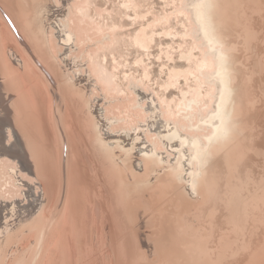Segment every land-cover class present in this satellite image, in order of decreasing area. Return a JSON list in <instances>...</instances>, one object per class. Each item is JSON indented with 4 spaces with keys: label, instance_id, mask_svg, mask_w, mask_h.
<instances>
[{
    "label": "bare ground",
    "instance_id": "obj_1",
    "mask_svg": "<svg viewBox=\"0 0 264 264\" xmlns=\"http://www.w3.org/2000/svg\"><path fill=\"white\" fill-rule=\"evenodd\" d=\"M23 1L0 0V6L37 47L48 50L65 90L79 92L76 79H83V92L87 95L101 88V83L106 85L102 90L107 89L110 81L105 80L106 69L98 62L94 51L100 52L109 44L117 43L118 36L121 37L119 31L124 27L115 23L109 28L88 23L84 13L88 1L27 0L26 4ZM123 3L126 10L135 12L136 21H143L141 29L133 34L136 46L149 49L159 26L173 36L169 29L171 22L181 16L190 24L182 39L191 43L181 54V61L188 68L168 69L169 78L162 87L166 91L172 87L181 90L183 98L179 102L166 95L142 92L141 81H130L131 88L130 84L128 87L138 98L128 99L133 102L129 108L133 114L128 111L129 117L152 115L146 124L133 130L130 143L123 137L98 135L103 124L100 116L105 108L97 107L96 102L103 101L105 105L118 107L120 112L127 111L128 106L121 107L124 94L116 97L103 92L101 100L92 102L83 95V111L88 114L95 143L111 162L115 175L109 173L112 178L115 176L113 179L121 193L117 202L111 200L115 211L109 217L114 222L124 220L133 227L129 238L132 243L125 246L131 256L129 263L176 264L177 257L183 256L201 264H264V0H171L175 10L148 24L144 21L149 11L140 13L144 7L141 0ZM176 3L180 4L179 8ZM93 25L101 40L95 39ZM53 38L56 41H51ZM51 42L64 47L60 53L62 60L58 61L64 62L66 69L57 62L54 57L57 54L53 56ZM82 49L83 58L69 63L72 52ZM172 57L168 59L173 60ZM147 68H143V77H150ZM182 77L187 84L194 80L196 87L189 86L190 90L185 91L180 83ZM59 105L60 101L56 107ZM197 117H201L200 120ZM16 132L15 140L25 153L23 159H28L29 163L31 158L24 135ZM10 138L7 134L6 141ZM0 152L9 153L4 147H0ZM131 195L139 196L138 200H132ZM41 200L43 204V197ZM38 202L36 198L35 205ZM101 202L95 201L93 206L100 215L106 204L102 199ZM8 206L7 202L4 208L7 207L9 217L10 214L15 217L21 210L16 201ZM189 209L195 210L199 229L194 240L184 232L189 229L192 217L186 213ZM26 211L31 215L36 210ZM95 220L99 223V219Z\"/></svg>",
    "mask_w": 264,
    "mask_h": 264
},
{
    "label": "rangeland",
    "instance_id": "obj_2",
    "mask_svg": "<svg viewBox=\"0 0 264 264\" xmlns=\"http://www.w3.org/2000/svg\"><path fill=\"white\" fill-rule=\"evenodd\" d=\"M84 1H88L84 9L88 23H95L96 26L106 28L113 23L124 27L119 31L121 37L118 36L117 43L109 44L106 49H100V52L94 51L98 55V62L106 69L104 77L106 81H110V86L103 91L106 85L99 81L101 88H96L91 95L83 92L85 89L83 79L75 80L79 92L65 90L64 81L58 75L54 67L56 63L48 50L44 51L45 48L42 46L37 47L10 13L0 6V9L4 10H2L4 13L0 10V102L2 101L0 103V147L9 151L8 154L0 152V264H130L131 256L126 247L132 243V239L129 238H131V232L133 233V227L126 224L124 220L116 219L117 221L114 222L109 217L112 216V211H115L111 200L117 202V196L121 193L116 180L113 179L115 176L112 178L115 170L111 162L95 143L94 130L88 114L85 110L83 111L85 109L83 95L92 102L95 99L101 100L103 92L105 95L108 92L107 96L116 97L124 94L121 107L128 106L129 109L133 105L132 100L129 101L130 98L134 100L137 96L130 89L131 82L141 81L142 92L156 93L157 96L166 95L179 102L183 98L181 90L172 87L166 91L162 87L169 78L170 68L176 67L178 70L188 68V65L181 61V54L191 46V43H185L182 39V34L186 32L190 24L182 16L173 19L170 28L165 26L172 29L173 36L166 34L164 28L159 26L154 43L146 50L136 46L132 41L133 34L141 29L140 23L143 21H136L135 12L126 10L122 6L125 0ZM141 1L144 7L140 13L146 14L149 11L147 20L144 21L147 24L154 21V18L175 10L171 0ZM23 3L26 4L27 0ZM176 4V7H180L179 3ZM97 31L94 26L95 39L101 40ZM53 40L56 41L54 38L51 41ZM55 43L51 42V45H54V48L52 45V54H57L55 56L53 54L57 62L64 64L58 61L62 60L60 53L64 51V47ZM83 50L73 51L69 63L81 60ZM169 57L173 60L168 59ZM48 59L51 61L49 62ZM21 60L27 63H19ZM64 68L66 69V65ZM143 68L149 70L150 77H143V74L145 75ZM72 76L76 75L73 73ZM49 80H52L51 83ZM180 83L185 91L190 90L189 86L196 87L194 80L187 84L184 77L181 78ZM59 101L58 108L56 106ZM96 104L97 107L105 108L100 116L103 124L100 125L98 134L102 137L107 135L113 138L123 137L130 143L134 136L133 130L146 124L152 117L151 114L129 117L133 114L132 109L127 111L122 109L120 112L118 107L105 105L103 101H97ZM128 111H131V114ZM128 117L129 120L126 121ZM197 118L200 120L201 117ZM15 129L20 131L22 136L24 135L28 156L32 160L29 163L28 159H23L25 153L15 140L17 136ZM7 134L11 137L10 141H6ZM149 142H152L151 138ZM29 143H31L30 148ZM158 150L161 151L162 146ZM36 198L39 200L37 205H35ZM138 198L139 196L131 195L132 200L136 201ZM101 199L106 203L104 207L102 206L103 216L96 214L93 207L95 201L101 202ZM15 201L21 210L15 217L10 214V217L14 218L11 219L8 212L6 213L7 207L5 209L4 206L8 202L10 208L11 203ZM22 208L35 209L36 211L32 212L35 214L34 217L32 213L30 215ZM4 212L5 214H2ZM186 213L191 214L192 217L188 223L189 229L184 232H187L194 240L199 232L194 216L195 210L189 209ZM95 216L99 219V223L95 220ZM20 218L24 220L21 221ZM124 253L128 257H125ZM174 263L201 264L200 261L198 263L188 261L183 256H178Z\"/></svg>",
    "mask_w": 264,
    "mask_h": 264
}]
</instances>
